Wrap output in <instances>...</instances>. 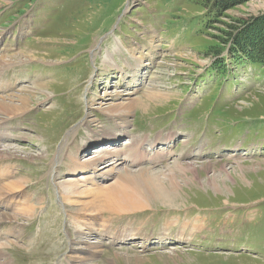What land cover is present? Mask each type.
I'll return each mask as SVG.
<instances>
[{
  "label": "rangeland",
  "instance_id": "rangeland-1",
  "mask_svg": "<svg viewBox=\"0 0 264 264\" xmlns=\"http://www.w3.org/2000/svg\"><path fill=\"white\" fill-rule=\"evenodd\" d=\"M203 5V0H0V59L14 63L5 70L7 64H1V73L8 72L3 80L11 85L0 95L13 97L15 104L16 95L30 97L25 112L10 118L0 113V131L10 139H0V145L11 149L0 159V168L5 169L0 171L11 172L3 185H22L16 192L0 185V198L6 203L43 199L32 220L11 217L13 221L0 222V233L23 229L21 237H8L15 246L1 251L3 261L62 264L76 237L67 215L73 206L64 207L62 197L83 202L99 196L80 195L68 186L94 190L96 185V190L118 179L108 173V180H95L82 172L81 165L67 171L64 164L78 157L84 161L85 155L94 156V150L106 145L109 149L115 145L124 160L144 137L149 159L156 160L148 171L133 166L131 178L147 187L155 185L162 193L150 192L162 196L158 202H142L141 210L131 203L128 213L112 217L114 226L108 234L99 237L101 227L96 226L83 238L91 245L101 243L100 252L93 255L96 264H264V70L230 57L227 50L233 42L225 43L231 27L253 19L252 28L264 21V0H231L218 18L210 17ZM24 25L28 29L22 34ZM148 30L160 50L155 63L145 61L152 69L142 87L127 89L114 69L99 71L100 61L119 44L117 39L125 47L132 41L147 45ZM256 34L264 39L263 31ZM118 58L117 53L114 60L121 67ZM99 75L106 81L92 86ZM39 83L44 86L39 88ZM145 88L167 97L156 108L126 114V133H117L113 127L120 120L107 112L106 105L138 98ZM123 91L128 94L100 105L102 98ZM95 120L99 125L93 127ZM110 128L116 137L109 134ZM171 132L170 143L164 145ZM132 138L136 142L126 146ZM159 148L172 152V158L159 162ZM177 162L193 165V170L179 169ZM151 172L157 174L149 177ZM171 175L176 183L169 181ZM89 176L93 183L85 184ZM126 192L125 188L117 196L128 197ZM5 213L11 215L8 209ZM184 222L189 225L182 230ZM197 223L204 225L201 232ZM189 229L194 230L191 243L158 240L182 231L186 237ZM49 234L59 249L47 258L48 251L36 241L46 243ZM118 234H144L146 241L119 243L123 238ZM31 241L33 249L27 245Z\"/></svg>",
  "mask_w": 264,
  "mask_h": 264
},
{
  "label": "bare ground",
  "instance_id": "bare-ground-1",
  "mask_svg": "<svg viewBox=\"0 0 264 264\" xmlns=\"http://www.w3.org/2000/svg\"><path fill=\"white\" fill-rule=\"evenodd\" d=\"M27 29H28L27 26L24 25V28L20 31V33L25 34ZM146 34H147V36H149V39H148L149 41H148L147 45H143V46H141V44L133 43V41H132V43L130 45H129V43L125 42L126 46H127V47H125V45H123V43L119 42V39H117L116 43H119V44H117L115 46L114 50L112 52L108 53L107 55H105L103 60L100 61V67L98 68L99 71L106 72L108 70H113V69L116 70L117 74L115 76H118L119 79H121L122 84L123 83L127 84V86H126L127 89H131L133 87L138 88V86L142 87L144 85V83L142 85L141 82L144 80L147 81V77L149 78L148 74H149L150 70L152 69V67H149V63H145V61H150L152 63V61L156 59V58L154 59L156 52L158 50H160V44L153 42L154 33L152 31L148 30L146 32ZM0 50L2 52L3 47L0 48ZM117 53H118V57H119L118 58L119 59L118 65H121V67H118L116 65V61L114 60V56H115V54L117 56ZM125 53H128L129 56L126 57ZM11 56L12 55H10V58H11ZM7 61L8 60H6L4 58L0 59V90L3 91L4 93L7 90V86H9L11 84L9 82H7V81L5 82L3 80V77L5 75H7L8 72H5L4 74L1 73L3 70V67H4V66H1V64H3V65H4V63L7 64V65H5L4 70L7 68H11L12 67L11 64H14V63H7ZM121 61H124V63H121ZM153 63H155V61ZM9 65L11 67H6ZM144 72H146V73H144ZM143 75H145V76H143ZM127 78L131 79V80L127 81L126 80ZM103 80H104L103 77L101 75H99L96 78V80L92 82V86L98 87L99 85L102 84ZM104 81H106V80H104ZM146 81H145V83H146ZM39 84H41V83H39ZM43 86L44 85L41 84L38 87L41 88ZM105 94H107V93H105ZM117 94H115L112 97L110 96V97L102 98L100 105H106L107 101H111L115 98H119V94H126L127 95L128 93H124V91H123L122 93L120 92ZM8 97H10V96H8ZM8 97L6 99L0 95V113L2 115L4 114L6 117L10 118L11 116H14L15 114L21 113L23 111L25 112L28 109L29 106L27 104H28V101L30 98L29 95L28 96H25L24 94L20 95V96L16 95L15 97H17L16 100H18L19 104L14 103L13 97H11V98H8ZM97 97L98 96L96 95L95 99ZM165 97H167V96L165 94H162L160 91H152L149 88L148 89L145 88V91L138 98L129 99L128 101H125V102H118L114 105H108L107 104L106 105L107 106V112L116 115V116L112 115V117L113 118L116 117V119L118 118V120H120V122H118V124H116L114 122L115 124H114L113 128L117 130V133H126L125 130L128 127V124H127L128 121L125 118L126 114H128L129 112H134L137 109H140L142 111H147L151 107L156 108V107H158L159 103H162V101H164ZM101 109L102 108H100V110ZM119 114H123V115L120 116ZM0 123H2V122H0ZM92 123H93V125H92L93 127H94V125H99L96 120ZM113 128L108 129V131L109 132L113 131ZM109 134L116 137V134H113L112 132H110ZM172 135H173V133L171 132L166 136V140L164 141V143H165L164 145L169 143V140L171 139ZM0 139L3 141L10 140L6 134V131H4V130L0 131ZM132 139H133L132 141H127L125 143V145L127 146V143H128V147L130 145H133L136 141H135V138H132ZM111 140H113V139H111ZM107 141H109V140H107ZM140 141H141V143H139V145L137 147L138 149L133 148L132 150L136 149L135 152H130L131 150L127 151L128 153L125 154L126 157L124 158V160L120 156L121 151H119V152L115 151V150H118L114 147L115 145H112L111 149H109V147L107 148V145H106V146H103V148H98V149L94 150V152L96 154L94 156H91L90 154L85 155L84 159L85 158L86 159L84 161H81L79 159L80 157H78L75 162H73L71 160L69 162L67 161V164H64L63 167L67 171H71L72 169L76 170V169H78V165H81V168L83 169L82 172L83 173H91L92 178L95 180L96 179H99L102 181L108 180L109 176L111 175L108 173H112V174L116 175L118 177V179L116 182L112 183V185L110 187L105 188V187H103V185H104L103 184L102 187H100V185H99L98 189H96V190H95L96 185L94 186V190H89V189L81 190V189H79L78 185H74V184L69 185V186L67 185L68 188L70 187L71 191H74L77 193L79 192L80 195H86V196L94 195L95 198L97 195H99L97 197V199L99 201L98 200H93V201L87 200V201H83V202L80 201L79 202V201L71 200V201L67 202V200H66L67 197L66 198H64V196L62 197L64 200V202L62 201L64 204V207L67 206L66 204L73 206L71 209H69L67 211V215H68V219H69L68 223L70 222V227L72 229H74V234L76 235L75 239L71 240V243H70V246L68 249L70 255L68 254L69 256H64L62 264H64V263L65 264H96V261L94 260L93 255L100 252L99 249L101 247V245H100L101 243L99 242L98 246H96L94 244L91 245L83 238L90 236V234L93 233L96 226H100L102 229V230L100 229L98 231L99 237H100V233L104 234V235L108 234L109 230L114 226L112 217L114 215H117V214L120 215L121 213H128L130 211V209H127V207L130 206L131 203L135 204L136 209L141 210L144 207L142 205V202H144V201L155 202V201L159 200L160 197L162 196V195L158 196V195L150 192L151 190H153V192L160 191L162 193V190L158 189L155 185H150V187H147V186H145V184H143L139 180L135 181L131 178V175H132L131 172H133V170H132L133 166H136L139 164L140 167H138V169L148 171L149 169H152L150 167V165L153 163V160L155 159V158L154 159L148 158V151H147V149H145V145L148 144V141L146 140V138H144V137L140 138ZM182 142L186 143L185 141H182ZM140 149H141L142 153H140ZM164 149L165 148H163V149L159 148V150H161L160 151L161 154L158 157L159 162H166L172 158V152L171 153H169V152L163 153L162 151ZM8 151H11L9 146L2 147L0 145V159L4 158ZM123 153H125V152H123ZM174 156H176V155L174 154ZM174 159H175V157H174ZM104 161H109V162L104 164L102 167L101 166L96 167V165H95L96 163L104 162ZM81 162H84L85 164L83 165V164H81ZM61 164L63 165V163H61ZM175 165H177L176 167H179V169L180 168H182V169L186 168L187 170L188 169L193 170V168H192L193 165L191 166V165L186 164L184 166H181L180 163H178V162L175 163ZM1 166H3V165H1ZM2 168H0V169H2ZM128 168H131V169L127 170ZM82 169H80V170H82ZM2 170L5 171L4 168ZM9 170H10V168H9ZM3 171H0V185L1 186H8L10 189L12 188L11 190L13 192H16L15 190L22 187L21 184H17V185L13 184V183L7 184V182H6L7 185H3V182H5L4 180H6L8 178V176L11 174L10 171H9V175H8L7 170L5 173H2ZM154 173L155 172H151L148 174V176L151 177L154 175ZM155 174H157V173H155ZM82 179L83 178H80L79 180H82ZM128 179L131 182L139 183V186L136 183L135 184L138 187L131 185L129 183ZM91 180H92L91 176L85 178V184L88 182L92 184L93 181H91ZM169 181H171L172 183H176L175 176L171 175ZM2 188H4V187H2ZM125 188L128 191L125 193V195H127L128 197H122L121 198L120 196H117L119 193L124 191ZM91 189H93V188H91ZM135 189H137V190L139 189V191H140L139 194H137ZM71 191H69V192H71ZM3 200H2V198H0V222H2V220H6V218L9 221H13V220H10L11 217H14L15 219H26V221H30L35 217V213H36L35 209L40 207L41 203L43 201V199H40V200L37 199V201H33L32 199H29V200L25 199L24 201H22L20 203H11V202L6 203ZM100 200H102V201H100ZM9 201H11V200H9ZM136 201L139 202L138 205H136L137 203H134ZM74 203H76L78 206H76ZM2 209L4 210V212L2 211ZM7 209L11 211V215L8 213H5V210L7 211ZM86 209H88L89 211ZM113 209H115V211H112ZM8 215H10V216H8ZM101 218L104 220L103 224H102V222H99V220H102ZM80 219L83 221H79ZM184 223H186V222H184ZM200 223L199 224L197 223L195 225V228L197 231H200L204 228V225L200 224ZM188 225L189 224L186 223L182 227V230L187 229ZM193 225H191V226H193ZM67 229H69V228L67 227ZM21 231H23V229L19 228L18 230H15V229H11L9 231L4 230L2 233H0V264H7L6 261H3L4 255L1 251L3 249H10L11 247L13 248L15 246L14 245L15 243L7 240L8 237H12V238L21 237L22 236V234H20ZM193 231H191V229H189V231H187L188 236H186V237L183 236V234L186 235V233L182 231V232H179L180 234H177L174 236L170 235L168 237L167 236L165 237V235H163L161 238H159V240H162L161 242L166 243L168 241H166L165 239L170 238V240H171L172 238L173 239L176 238V241L178 240V242L191 243L190 241L192 238L190 236L192 235ZM145 236L146 235H144V234L139 235V236H135V234L134 235L130 234L127 236L119 235V238H123V239L118 241V242H121V243L122 242H129L132 240L134 241L135 239L146 240ZM27 245L30 246L32 249L35 248L34 241L27 243ZM36 245L43 247L44 249H46L48 251L47 258L52 256L59 249V244L54 240V238L50 234L47 235L46 243H40L37 240ZM169 256H171V255L169 254ZM124 258L127 259V261L130 260L128 256L127 257L125 256ZM135 263L139 264L138 261H136Z\"/></svg>",
  "mask_w": 264,
  "mask_h": 264
},
{
  "label": "trees",
  "instance_id": "trees-1",
  "mask_svg": "<svg viewBox=\"0 0 264 264\" xmlns=\"http://www.w3.org/2000/svg\"><path fill=\"white\" fill-rule=\"evenodd\" d=\"M203 4L210 16L218 18L230 7L231 0H203ZM252 20L243 22L238 28L231 27L233 30L227 34L228 39L225 43L233 42L230 49L227 50L230 57L250 61L264 70V39L262 40L260 35L256 34L257 30L264 32V21L257 22L251 28L249 25Z\"/></svg>",
  "mask_w": 264,
  "mask_h": 264
}]
</instances>
